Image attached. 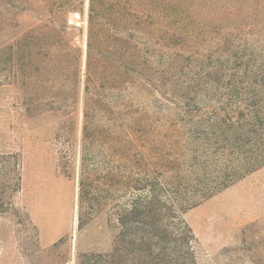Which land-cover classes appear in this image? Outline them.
Segmentation results:
<instances>
[{
  "label": "rangeland",
  "instance_id": "1",
  "mask_svg": "<svg viewBox=\"0 0 264 264\" xmlns=\"http://www.w3.org/2000/svg\"><path fill=\"white\" fill-rule=\"evenodd\" d=\"M263 79L264 0H0V264H264Z\"/></svg>",
  "mask_w": 264,
  "mask_h": 264
},
{
  "label": "trees",
  "instance_id": "2",
  "mask_svg": "<svg viewBox=\"0 0 264 264\" xmlns=\"http://www.w3.org/2000/svg\"><path fill=\"white\" fill-rule=\"evenodd\" d=\"M93 3L95 0H92ZM98 15L96 9L94 6L90 9V16H91V22H93L94 17ZM264 80V79H263ZM256 109H259V107H256ZM260 113L255 112L254 119L250 120L248 123L249 130H241L235 131L234 132V138H229L226 137V135H220L218 138L222 141L223 148L228 149L230 147L234 151H243L244 153H250V151H247V144L248 143H254L257 144L255 147V150L258 151L260 150V153L262 154V158L260 160L256 161H247L244 164V171H240V173H249L252 170L262 166L264 164V120L261 119ZM232 127V126H230ZM232 131V128L225 129V131L228 132ZM241 131H246V133H243ZM210 193V192H209ZM207 193L205 196L207 197L210 195ZM187 205H192V203L188 202L186 203ZM193 233L190 229L184 228L182 231L178 233V238L177 235H174L173 233H170L166 228L162 229V248H160V253L159 255H162V264H185L182 257L183 254L182 250L186 245H189L191 243V240L193 238ZM148 246L150 247L149 249L152 251L153 247L155 246L153 242V236L148 239L147 241ZM173 246L174 249H172ZM153 252V251H152Z\"/></svg>",
  "mask_w": 264,
  "mask_h": 264
}]
</instances>
